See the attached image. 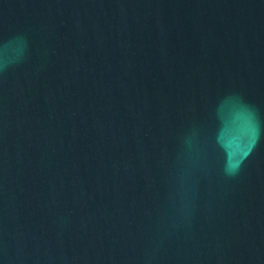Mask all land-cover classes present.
Segmentation results:
<instances>
[{"label": "water", "instance_id": "water-1", "mask_svg": "<svg viewBox=\"0 0 264 264\" xmlns=\"http://www.w3.org/2000/svg\"><path fill=\"white\" fill-rule=\"evenodd\" d=\"M0 264H264V0H0Z\"/></svg>", "mask_w": 264, "mask_h": 264}]
</instances>
